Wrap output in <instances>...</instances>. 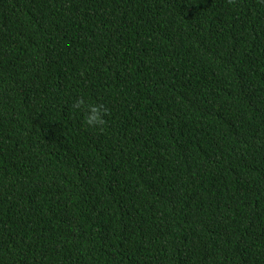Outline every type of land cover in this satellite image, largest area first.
I'll list each match as a JSON object with an SVG mask.
<instances>
[{
	"label": "trees",
	"instance_id": "1",
	"mask_svg": "<svg viewBox=\"0 0 264 264\" xmlns=\"http://www.w3.org/2000/svg\"><path fill=\"white\" fill-rule=\"evenodd\" d=\"M0 264H264V0H0Z\"/></svg>",
	"mask_w": 264,
	"mask_h": 264
},
{
	"label": "clouds",
	"instance_id": "2",
	"mask_svg": "<svg viewBox=\"0 0 264 264\" xmlns=\"http://www.w3.org/2000/svg\"><path fill=\"white\" fill-rule=\"evenodd\" d=\"M71 107L73 112L83 113L85 127L103 130L106 126L109 110L104 105L90 103L85 97H79L73 100Z\"/></svg>",
	"mask_w": 264,
	"mask_h": 264
}]
</instances>
